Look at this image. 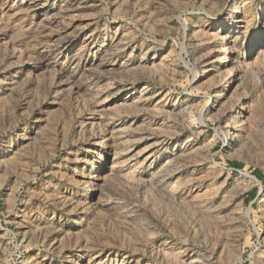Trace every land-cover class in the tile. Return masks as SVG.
I'll list each match as a JSON object with an SVG mask.
<instances>
[{
    "label": "rangeland",
    "instance_id": "rangeland-1",
    "mask_svg": "<svg viewBox=\"0 0 264 264\" xmlns=\"http://www.w3.org/2000/svg\"><path fill=\"white\" fill-rule=\"evenodd\" d=\"M0 264H264V0H0Z\"/></svg>",
    "mask_w": 264,
    "mask_h": 264
},
{
    "label": "trees",
    "instance_id": "trees-1",
    "mask_svg": "<svg viewBox=\"0 0 264 264\" xmlns=\"http://www.w3.org/2000/svg\"><path fill=\"white\" fill-rule=\"evenodd\" d=\"M254 176H256L258 179L261 178L260 175H259V172H256V173L254 174Z\"/></svg>",
    "mask_w": 264,
    "mask_h": 264
},
{
    "label": "bare ground",
    "instance_id": "bare-ground-1",
    "mask_svg": "<svg viewBox=\"0 0 264 264\" xmlns=\"http://www.w3.org/2000/svg\"><path fill=\"white\" fill-rule=\"evenodd\" d=\"M236 13H238V11L236 12ZM218 97V96H217ZM257 182V184H259L260 185V183L258 182V181H256Z\"/></svg>",
    "mask_w": 264,
    "mask_h": 264
}]
</instances>
